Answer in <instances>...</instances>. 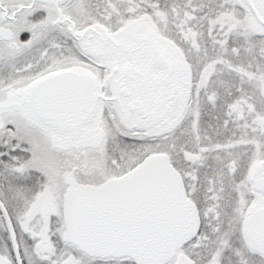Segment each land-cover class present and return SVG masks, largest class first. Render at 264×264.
<instances>
[{
	"label": "snow or ice",
	"instance_id": "1",
	"mask_svg": "<svg viewBox=\"0 0 264 264\" xmlns=\"http://www.w3.org/2000/svg\"><path fill=\"white\" fill-rule=\"evenodd\" d=\"M0 264H264V0H0Z\"/></svg>",
	"mask_w": 264,
	"mask_h": 264
}]
</instances>
